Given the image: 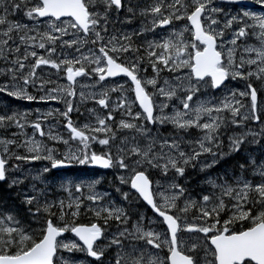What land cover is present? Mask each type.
Wrapping results in <instances>:
<instances>
[{
	"label": "snow or ice",
	"instance_id": "snow-or-ice-1",
	"mask_svg": "<svg viewBox=\"0 0 264 264\" xmlns=\"http://www.w3.org/2000/svg\"><path fill=\"white\" fill-rule=\"evenodd\" d=\"M0 94V264H264V0H0Z\"/></svg>",
	"mask_w": 264,
	"mask_h": 264
},
{
	"label": "rangeland",
	"instance_id": "rangeland-1",
	"mask_svg": "<svg viewBox=\"0 0 264 264\" xmlns=\"http://www.w3.org/2000/svg\"><path fill=\"white\" fill-rule=\"evenodd\" d=\"M226 7H229V6H226ZM139 22L137 21V24ZM135 25H130V26H127V27H135ZM54 71V70H53ZM55 79V77H53ZM63 82V81H62ZM30 92H33V90L30 88L29 89ZM33 94L35 95H41L42 93H36V92H33ZM13 104V105H12ZM4 105H10L12 106L13 108L17 109V110H20V111H29V112H32L33 113V118L35 116V113L33 112V110L39 108L42 112L43 111H46V110H51V109H57V108H60L62 109L64 106L62 104H56L55 102H49L47 104H44V103H37V102H27V101H17L11 97H7L3 94H0V107H3ZM90 106V105H89ZM73 119L74 120H79L81 122H83L84 120V117L83 116H80L79 114L77 113H73ZM59 119V118H58ZM48 123H55V121L52 119V118H49V121ZM61 131H65L64 129H60ZM14 131V129H13ZM29 133L31 132V129H28ZM98 147V146H96ZM60 148L63 150V145H60ZM100 171V170H98ZM190 172H193L192 170H190ZM189 172V175L192 176V177H195L192 173ZM68 176L70 178H74V177H77V176H89V175H93V171L92 170H83L82 167H72V171L67 173ZM197 174V173H196ZM198 175V179L200 180L201 179V176L199 174ZM109 178H111V175L109 174ZM194 180V181H191V184H190V187H195L197 185V183L199 182V180ZM101 189L103 190H109L111 191L110 188H108L107 186V181H104V183L100 186ZM199 190L198 188L196 189V191ZM69 239H74L72 238L71 236H68Z\"/></svg>",
	"mask_w": 264,
	"mask_h": 264
},
{
	"label": "flooded vegetation",
	"instance_id": "flooded-vegetation-1",
	"mask_svg": "<svg viewBox=\"0 0 264 264\" xmlns=\"http://www.w3.org/2000/svg\"><path fill=\"white\" fill-rule=\"evenodd\" d=\"M229 7H234V6H229ZM74 167H80L79 165H76V166H74ZM66 171V173H69V172H71L72 171V168L71 169H67V170H65ZM87 216H83V217H81L80 218V221L81 222H85V223H87V222H89V220L86 218ZM66 236H71V234L70 233H67L66 234ZM72 237V236H71ZM72 238H74V237H72ZM75 239V238H74Z\"/></svg>",
	"mask_w": 264,
	"mask_h": 264
},
{
	"label": "bare ground",
	"instance_id": "bare-ground-1",
	"mask_svg": "<svg viewBox=\"0 0 264 264\" xmlns=\"http://www.w3.org/2000/svg\"><path fill=\"white\" fill-rule=\"evenodd\" d=\"M135 25V24H134ZM131 28V27H130ZM13 105V104H12ZM190 173H192L195 177H192V176H190L191 177V181H194V180H197L198 179V175L193 171V172H190ZM199 180V179H198ZM197 191H199V190H197Z\"/></svg>",
	"mask_w": 264,
	"mask_h": 264
},
{
	"label": "trees",
	"instance_id": "trees-1",
	"mask_svg": "<svg viewBox=\"0 0 264 264\" xmlns=\"http://www.w3.org/2000/svg\"><path fill=\"white\" fill-rule=\"evenodd\" d=\"M86 218H87L89 221H90V219H91V218H90V217H88V216H87Z\"/></svg>",
	"mask_w": 264,
	"mask_h": 264
}]
</instances>
